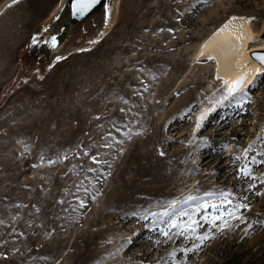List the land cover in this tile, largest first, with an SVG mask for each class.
Segmentation results:
<instances>
[{"label":"rangeland","instance_id":"obj_1","mask_svg":"<svg viewBox=\"0 0 264 264\" xmlns=\"http://www.w3.org/2000/svg\"><path fill=\"white\" fill-rule=\"evenodd\" d=\"M58 3L0 16V264H264V71L230 93L200 53L234 16L262 35L264 0H118L95 43L28 60Z\"/></svg>","mask_w":264,"mask_h":264},{"label":"bare ground","instance_id":"obj_2","mask_svg":"<svg viewBox=\"0 0 264 264\" xmlns=\"http://www.w3.org/2000/svg\"><path fill=\"white\" fill-rule=\"evenodd\" d=\"M117 1L118 0H115L114 2V13L111 21L107 28L100 35L96 36L93 43H95L113 23ZM17 3H19V0H15V2L14 0H6L3 2L0 5V16L16 6ZM59 4L60 0L51 14L57 10ZM254 32L255 31L251 29L246 20L234 16L220 23L206 37L201 45L200 53L207 54L208 56L206 58L214 61V71L217 80H222L228 89L234 81L242 80V83L236 88V93L250 86L257 74L264 71V68L258 65L253 55L255 52L249 53L250 50L248 49L249 46L247 43L249 40L255 39L254 37L256 35L254 36ZM256 39L257 42L254 43L256 45H252L249 48L252 50L264 48V42H262L264 41V35H257ZM212 106L215 107V103Z\"/></svg>","mask_w":264,"mask_h":264},{"label":"water","instance_id":"obj_3","mask_svg":"<svg viewBox=\"0 0 264 264\" xmlns=\"http://www.w3.org/2000/svg\"><path fill=\"white\" fill-rule=\"evenodd\" d=\"M5 1L0 0V5ZM114 2L115 0H99L89 11L80 15L73 12V0H60L57 10L40 23L36 37L41 42L33 45L31 39L24 55L28 60L41 57L44 61H51L74 48L92 44L96 36L100 35L111 21ZM52 37L56 38L55 47L50 46ZM251 52L264 54V48ZM256 60L258 65L264 68V63Z\"/></svg>","mask_w":264,"mask_h":264},{"label":"snow or ice","instance_id":"obj_4","mask_svg":"<svg viewBox=\"0 0 264 264\" xmlns=\"http://www.w3.org/2000/svg\"><path fill=\"white\" fill-rule=\"evenodd\" d=\"M15 2V0H14ZM99 2V0H73V3H72V7H73V12L74 14H80V15H83L85 14L87 11H89L93 6H95L97 3ZM235 19V18H234ZM41 41L38 40V38L36 36H34L32 38V44L35 45L37 43H39ZM44 43H49L48 41H43ZM50 46L51 47H55L56 46V38L55 37H52L51 38V42H50ZM255 56L256 59H258L261 63H264V54H253ZM57 59H61L60 57H57ZM242 83V80H237V81H234L233 84L229 87L228 91L230 93H233L236 91V88ZM111 135V133L109 134ZM161 155H163V153H161ZM93 161L95 162H99L96 160V157H92ZM255 160V157H253V161ZM261 163H264V161H261ZM240 173H242L244 176H249L250 175V170L247 168V167H244V168H241L238 170ZM206 196H218L220 198V204H216V203H209V201L205 200L203 203L199 204L197 206V210H199V208H208V207H212V208H219L221 213H223V208L221 207V205L223 204H228V205H231L233 202L232 200L229 199V196L232 195V193H229V192H224V191H221L219 193H213V192H209V193H205ZM188 200H195L197 199L196 197L194 196H189L187 198ZM81 207H83V201H81ZM249 208V205L247 203H238L235 205L234 209L232 212H229L228 215L232 218H235V219H240L242 218V216H237L236 215V212L239 210V209H247ZM186 215V213H185ZM222 219V215H217V216H214L212 218V223L215 224V221L217 220H221ZM198 222L193 220L191 221V223H189L186 227L187 228H191L193 230V232H195V229L193 228V225L194 224H197ZM173 227L176 226L175 222H173ZM184 233L181 232L180 235H183ZM165 236L168 235L167 232L164 233ZM207 234H205L204 236H200L198 237V239L203 242L205 239H207ZM188 251H191V249H188Z\"/></svg>","mask_w":264,"mask_h":264}]
</instances>
